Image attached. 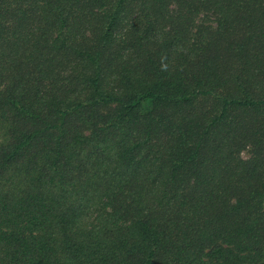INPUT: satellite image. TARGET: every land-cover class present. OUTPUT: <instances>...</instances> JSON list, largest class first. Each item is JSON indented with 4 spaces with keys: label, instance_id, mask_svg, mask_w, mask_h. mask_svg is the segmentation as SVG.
I'll use <instances>...</instances> for the list:
<instances>
[{
    "label": "trees",
    "instance_id": "trees-1",
    "mask_svg": "<svg viewBox=\"0 0 264 264\" xmlns=\"http://www.w3.org/2000/svg\"><path fill=\"white\" fill-rule=\"evenodd\" d=\"M0 264H264V0H0Z\"/></svg>",
    "mask_w": 264,
    "mask_h": 264
},
{
    "label": "rangeland",
    "instance_id": "rangeland-1",
    "mask_svg": "<svg viewBox=\"0 0 264 264\" xmlns=\"http://www.w3.org/2000/svg\"><path fill=\"white\" fill-rule=\"evenodd\" d=\"M243 154H244V152H243Z\"/></svg>",
    "mask_w": 264,
    "mask_h": 264
}]
</instances>
